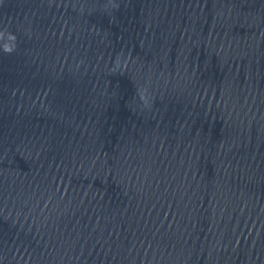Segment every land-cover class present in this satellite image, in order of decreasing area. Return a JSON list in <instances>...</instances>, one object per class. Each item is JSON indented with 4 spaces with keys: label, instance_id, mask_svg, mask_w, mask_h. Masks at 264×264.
<instances>
[{
    "label": "water",
    "instance_id": "95a60500",
    "mask_svg": "<svg viewBox=\"0 0 264 264\" xmlns=\"http://www.w3.org/2000/svg\"><path fill=\"white\" fill-rule=\"evenodd\" d=\"M0 264H264V0H0Z\"/></svg>",
    "mask_w": 264,
    "mask_h": 264
},
{
    "label": "clouds",
    "instance_id": "9594fccd",
    "mask_svg": "<svg viewBox=\"0 0 264 264\" xmlns=\"http://www.w3.org/2000/svg\"><path fill=\"white\" fill-rule=\"evenodd\" d=\"M6 51H11V49H6Z\"/></svg>",
    "mask_w": 264,
    "mask_h": 264
}]
</instances>
